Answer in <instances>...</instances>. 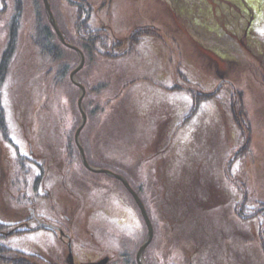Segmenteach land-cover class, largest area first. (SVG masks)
Segmentation results:
<instances>
[{
	"label": "rangeland",
	"instance_id": "obj_1",
	"mask_svg": "<svg viewBox=\"0 0 264 264\" xmlns=\"http://www.w3.org/2000/svg\"><path fill=\"white\" fill-rule=\"evenodd\" d=\"M24 1L27 14L23 22L30 23V30L19 31L10 63L3 62L7 30L0 24V218L7 225L1 230L4 234L0 235V249L8 252L10 257L4 258L10 262L29 253H45L49 244L56 242L53 234L41 233V229L15 231L17 219L27 214V199L34 197L38 190H47L51 197L48 205L54 213L48 214L39 203L37 210L44 218L52 216L54 222H64L67 218L71 234L76 229L84 243L91 240L90 233H93L107 247L114 246L118 251L127 248L133 256L132 264H136L135 257L147 241L149 227L134 197L120 180L107 179L105 173L91 172L85 166L86 170L83 169L78 155L75 154L77 160L71 159V164L67 151L61 148L66 133L68 137H75L78 130L74 128L82 91L75 83L84 88L86 85L88 98L85 100V89L82 105L84 101L89 104L93 102L91 98L99 97L93 93L100 78L97 74L111 67L84 62L72 77L81 64L80 59L62 83L52 81L48 66L30 37L34 0ZM48 1L59 30V24L70 28L76 18L75 11L65 0ZM89 1L95 7L91 23L107 29L112 40L129 43L133 36H139L135 52L127 59L128 70L136 78L132 82L127 80L132 87L122 95L126 100L130 97L132 103L128 101L125 105L126 123L118 124L124 129L121 133L143 130L137 125L138 116L133 117L137 112L146 119L161 117L160 128L164 129L169 128L171 115L175 117L172 128L178 127L186 114L191 115L184 129L174 135L172 149L163 157L144 156V164L138 173L134 171L137 179L114 173L125 179L138 196L151 223L152 240L143 252V263L264 264V216L242 219L251 211L239 207L247 196L264 203V86L261 84L264 81V0ZM42 3L48 18L44 0ZM165 10L174 13V22L165 16ZM0 11H3L1 5ZM7 15L0 17L5 21ZM176 25L202 48L212 50L228 62L224 64V71L200 60L194 48L181 38ZM149 31L161 33V38L154 41L140 38ZM182 48L186 49L183 57L196 59L193 65L186 60L177 62L167 53ZM188 65L193 66V71L186 69ZM196 97H209L199 110L195 108L200 105ZM241 116L247 118L251 128L250 132L245 130L246 142L240 141L237 134L239 127L235 119ZM104 117L100 119L106 123L114 118ZM86 127L81 130L83 135H92L88 141L84 137V144L92 150L90 141H95L96 135L105 130L97 125ZM109 130L117 132L113 124ZM148 130L154 136L157 128L151 126ZM130 142L129 137L125 144L113 143L106 154L114 155L115 161L121 157L122 161L121 148L135 154L142 145ZM80 143L86 156L81 137ZM231 147L243 151L250 147V150L241 157L237 154L229 167ZM52 152L57 157L51 158ZM74 152L80 154L78 146ZM24 158H32L37 163L20 165ZM21 167H25L22 173ZM235 210L241 215L236 217ZM177 212L180 215L175 216ZM84 228L88 231L82 232ZM5 261L3 264H9Z\"/></svg>",
	"mask_w": 264,
	"mask_h": 264
},
{
	"label": "trees",
	"instance_id": "obj_2",
	"mask_svg": "<svg viewBox=\"0 0 264 264\" xmlns=\"http://www.w3.org/2000/svg\"><path fill=\"white\" fill-rule=\"evenodd\" d=\"M65 2L76 13L75 21L71 23L70 28L67 27L63 28L59 24L62 34L66 39V42L75 46L83 53V55L85 56V65L92 66V64L100 63L103 64V66L111 67L110 70L107 69L104 70L102 73L100 72L99 74H97L99 75L100 78L99 80H97L98 83H96L97 85H95V89L93 90V93L98 94L99 97L91 98L93 99V102L89 104L88 103L86 104L85 101L83 103L87 114V123L85 127L87 126L93 128L97 125V127L98 126L102 127L103 130H105L101 134L96 135L95 141L94 140L90 141V143L93 142L92 150L90 147L86 148V144H84V141L85 140L88 141L89 137H91L92 134L86 137L83 135V131L81 132L80 137L83 147H85L84 149L86 151L87 161L92 167L98 169H108L113 173L123 175L125 178L131 176L133 179H137V175L134 171L138 173L139 169L144 164L143 162L144 156L146 157L153 156L158 158L163 157L164 154L169 151V149H172L171 144L175 137L174 135L176 133L181 132L184 129V127L186 126L185 122L186 120L191 118V115L186 114V116L182 118L180 125L176 128L174 126L175 129L172 128V125L173 124L175 125L174 123L175 117L174 115H171L168 121L169 128L164 129V128H160L162 124L161 117L156 116L158 117L156 120H153L152 118L146 119L143 116H141V113L137 112L136 114L133 115V117L136 119L138 116L139 119L136 121L137 125L140 128H143V130L146 129L145 133L139 134L143 130H139V132L134 133L136 131L134 129H130L124 133H121V131H123L124 129H120V127L118 126L119 125L123 126L126 123L125 121L127 118L128 108H126L125 105L129 100H131L130 97L129 100H126L125 98H123L122 95L124 91H127L130 88V86L132 87L131 85L132 78H136L128 70L129 67L127 65L128 62L127 59L133 55V52H135V46H136V42H138L139 40V36L136 35L133 36L132 40L129 43L120 40L118 41V39L112 40L109 37V33L107 29L96 26L94 27L93 23H91L92 21H94L93 16H94L95 7L92 5V3L89 0H65ZM0 3H1L0 4L1 8L3 7V11L2 12L0 11V16L2 14H4L5 16L6 13L8 14L7 17L5 18L6 19L5 21L2 20L1 18L2 16L0 17V24H4V27L7 30L6 51L3 57V62L10 63L11 57L16 52L17 42L19 38V31L23 30L22 32L25 33L26 31L30 30V23L26 24V22L25 23L23 22L24 17L27 14L24 0H1ZM33 11L35 16H34V22L31 26L32 30L30 34L32 44H34L40 58L43 60L45 65L48 66L47 68L48 74L51 76L52 81H55L56 84H60L65 79H67L73 67H75V65L79 63L80 60L79 54L76 50L69 48L59 40L56 32L54 31V29L52 28V26L48 21V18L44 11L42 0L33 1ZM164 14L167 17L169 16L168 18H172V17L175 18L174 13L171 11H169L168 13L165 10ZM173 18L172 21L174 22ZM176 27L182 33L181 38L185 42H187V44L192 46V48H194L200 60L207 62V64L212 67H216V69L220 70L221 72L224 71V64L226 65V63L228 62L223 61L219 57V55H217L212 50H207L202 48L200 44L193 41V38L187 32H184L182 28H180L177 25ZM152 34L156 36L153 38L151 36ZM141 37L142 38L144 37L145 39L149 38L150 40L154 41L156 38H161V33L159 32L155 33L149 31L146 33H142L140 35V38ZM173 40L176 42L177 41L176 37ZM159 41L162 43L161 40ZM185 51L186 49L182 48L178 52H174L173 50H170L167 51V53L169 52L171 56H174V59H176L177 62L184 63L186 60L187 63L189 62V64H191L192 62L193 65V61H195L196 59H192L193 56L189 58L183 57L185 55ZM123 63L127 65V68L124 67ZM117 64L118 66L115 67ZM192 65H188V68L186 69L193 71ZM85 67L86 66H84V68ZM7 70L8 68L4 69L3 74H5ZM127 80L131 81L130 85L128 84ZM261 84L262 86H264V81ZM85 89L87 90L85 97L86 100V98H88L87 97L88 89L86 88V85H85ZM208 98L209 97H196V103H200V105L195 108L199 110L201 104L206 102ZM232 101L233 99H231V102ZM129 103L132 102L129 101ZM192 104H193V97H192ZM232 104H234V101ZM77 108L79 113L77 117V123L75 124V128H74L75 131L78 129L82 119L78 105ZM88 108H91V110H88ZM103 116H105L104 118H106L107 116L108 118H110L111 116H113L114 118L109 123H106V122H102L103 119H100L101 117L103 118ZM176 118H177V114H176ZM240 118L242 119V121L238 120L239 121L238 122L237 119ZM240 118L236 117L235 119L239 127V129L237 130V134L239 136L240 141L246 142V140H244L243 138V136H245V130L247 129V131L250 132L251 128L248 127L249 125L246 117L244 118V116H241ZM100 124L102 125L100 126ZM112 124L115 125V129L117 130L115 134L109 130ZM151 126L154 127V129L157 128L154 136L153 134L151 135L152 130L150 131L148 130V127ZM85 127L83 129H85ZM66 136H67L66 138L64 136V138L61 140L62 145H64L61 148H64L67 151L68 160L74 159L75 161L77 160L75 154L76 156L78 155V160L80 162V165H82L83 169H85L84 165L81 163L82 161L80 154L74 152L75 147L77 150L75 137H71V136L68 137L69 136L68 133H66ZM131 136H133L134 138H132ZM136 136L139 139H145V140H139L136 138ZM129 137L131 140L130 143H134L137 145L139 143H142L141 146L139 145L138 152H135L134 154L133 152H130L128 149H125L124 151L121 148V154H123V158H124V160L122 161H120L121 157L119 156H118L119 160L115 161L113 159L114 155L106 154L108 150L111 151L113 143L125 144L126 140H128ZM58 139L57 141L59 143ZM231 148L232 149L229 151L230 152L229 167H232V162L236 161L237 154L238 157H241V155L246 154L250 150V147L244 148V151L241 148L240 150L237 147H231ZM54 154H56V152ZM54 154L52 152L50 157L51 158L54 156L57 157ZM189 157L192 158V155H190ZM70 163L72 164V160L70 161ZM131 164L134 165L130 166ZM75 165L77 164L75 163ZM106 178L116 181V179L111 178L107 175ZM243 201L244 202L241 205H239V207L244 209L245 211L249 210L248 212L251 211V213L250 215H248V217H244L243 215L241 217L242 219L248 220L251 218H258L264 216V203L262 202V200L259 199L254 200L247 196ZM235 212H236V217L238 215H241L240 213H237L236 210ZM174 215L175 216L180 215V212L174 213ZM262 229H264V227H262ZM0 250H1L0 255L2 261L3 259H5L6 260L5 262H9L7 261L6 258H4L5 256L10 257L8 255V252L5 249L4 250L0 249ZM2 261H0V264H3ZM20 263L25 264L24 262H20ZM9 264H18V261L11 259Z\"/></svg>",
	"mask_w": 264,
	"mask_h": 264
},
{
	"label": "flooded vegetation",
	"instance_id": "obj_3",
	"mask_svg": "<svg viewBox=\"0 0 264 264\" xmlns=\"http://www.w3.org/2000/svg\"><path fill=\"white\" fill-rule=\"evenodd\" d=\"M20 162V165L29 162L37 163V161H34L32 158H24L23 162L22 159ZM20 169L21 170L19 171L22 173V170H25V167H21ZM36 188L37 184H35L34 189ZM33 195L34 197L30 196L27 199V214L24 215L25 218L19 217L17 219L19 223L15 225V231L26 232L41 229V233H51L57 239L55 243L49 244L45 253L40 255L30 253L28 255H22L17 258L18 261L21 260L30 264H132V262H134L133 256L127 248L124 249L125 251H118V249L116 247L114 248V246L113 248L110 246L107 247L102 238L98 235L90 233L91 240L86 238L87 240H85L84 243L82 239L79 238L80 235H78L81 233H77L76 229H72L73 235H76L74 237L70 232L67 218H64V222H60L58 220L54 222L51 219L54 210L48 205V199L51 198L49 192L47 190H38L37 194ZM39 203H41L40 205L48 211V214L52 215L50 219L44 218L41 215L42 213L40 214L38 212L37 206ZM15 216L17 215L15 214ZM6 226V221L3 222L0 218V235L4 234L1 230L6 229ZM83 230L85 232L88 231L87 228L81 229L82 232ZM61 235L63 236L61 237ZM137 257L138 256L136 255V264H138Z\"/></svg>",
	"mask_w": 264,
	"mask_h": 264
},
{
	"label": "water",
	"instance_id": "obj_4",
	"mask_svg": "<svg viewBox=\"0 0 264 264\" xmlns=\"http://www.w3.org/2000/svg\"><path fill=\"white\" fill-rule=\"evenodd\" d=\"M44 3H45V8H46V12H47V15H48V18H49V21L52 25V27L54 28L59 40L65 44L66 46L76 50L79 55H80V59H81V64L80 66L78 67V69L76 71L73 72L72 74V77L75 76V74L77 73V71L82 67V65L84 64L85 62V58H84V55L74 46L66 43L65 41V38L63 36V34L61 33V31L59 30L58 26H57V23L53 17V14L51 12V8H50V4H49V1L48 0H44ZM77 86L80 87L81 91H82V95L81 97L79 98V101H78V106H79V109H80V112H81V115H82V122L80 124V127L78 128L76 134H75V141H76V144L78 146V148L80 149V154H81V159H82V163L83 165L91 172H95V173H105L106 175L112 177V178H115V179H118L120 180L124 186L127 188V190H129V192L132 194V196L134 197L137 205L140 207L141 211H142V214H143V217L149 227V236L147 238V241L145 242V244L141 247L139 253H138V262L139 264H144L143 261H142V255H143V252L145 250V247L149 244V242L152 240V228H151V223L149 221V218L146 214V211H145V208L142 204V202L139 200L138 196L135 194V192L130 188V186L128 185V183L126 182L125 179H123L121 176L119 175H116L114 174L113 172H110L108 170H104V169H98V168H94L92 166H90L86 160V156L84 154V151L82 149V146H81V143H80V132L81 130L83 129V127L85 126L86 124V121H87V117H86V114H85V111L83 109V105H82V100H83V96L85 95V88L83 86H80L79 84H77V82L75 83Z\"/></svg>",
	"mask_w": 264,
	"mask_h": 264
},
{
	"label": "bare ground",
	"instance_id": "obj_5",
	"mask_svg": "<svg viewBox=\"0 0 264 264\" xmlns=\"http://www.w3.org/2000/svg\"><path fill=\"white\" fill-rule=\"evenodd\" d=\"M62 33V32H61ZM64 36V35H63ZM67 43V42H66ZM138 260V259H137Z\"/></svg>",
	"mask_w": 264,
	"mask_h": 264
}]
</instances>
